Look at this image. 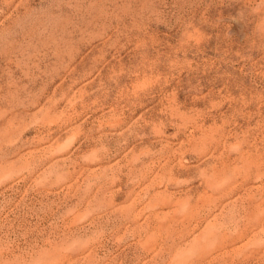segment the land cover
Listing matches in <instances>:
<instances>
[{
  "label": "rangeland",
  "instance_id": "374dc122",
  "mask_svg": "<svg viewBox=\"0 0 264 264\" xmlns=\"http://www.w3.org/2000/svg\"><path fill=\"white\" fill-rule=\"evenodd\" d=\"M0 264H264V0H0Z\"/></svg>",
  "mask_w": 264,
  "mask_h": 264
}]
</instances>
